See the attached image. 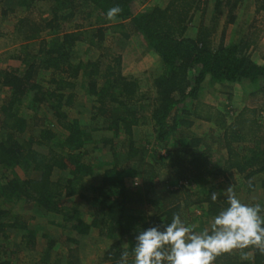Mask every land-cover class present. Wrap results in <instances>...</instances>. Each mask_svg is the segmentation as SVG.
<instances>
[{"label": "trees", "instance_id": "16d2710c", "mask_svg": "<svg viewBox=\"0 0 264 264\" xmlns=\"http://www.w3.org/2000/svg\"><path fill=\"white\" fill-rule=\"evenodd\" d=\"M146 1L0 0V22L16 16L2 31L20 43L11 57L21 63L0 67V264H13L17 253L31 257L41 238L47 247L42 264H83L100 245L104 248L97 263L119 264L127 251L132 264L137 231L169 223L173 215L191 225L190 212L198 207L203 220L199 226L192 224L198 232L226 206L224 194L211 200L219 188L212 186L197 197L189 184L204 186L220 176L231 187L236 172L250 190L258 184L264 188L261 140L241 145L244 135L253 143V137H260L264 110L252 108L250 116L241 112L228 123L226 113L199 100L205 83L237 84L249 97L264 96V63L252 57L257 43L251 33L226 36L242 0ZM255 1L256 11L264 13V0ZM210 2L215 24L205 23ZM42 3L48 4L45 15L37 12ZM116 6L120 13L107 19V11ZM198 11L204 17L194 24ZM78 20L89 21V28ZM108 33L119 35L120 42L139 35L158 56L149 76V95L138 79L122 72L120 54L75 57L85 41L104 49ZM42 71L47 74L43 83L37 79ZM24 109L33 114L26 115ZM194 119L217 124L219 143L227 153L222 163L212 160L209 146L201 149V137L183 132ZM154 146L164 154L148 157ZM94 151L111 157L102 173L91 162ZM130 170L136 171L142 189L127 186ZM75 197L80 207L61 204ZM17 201L61 214L62 232L53 237L9 217L8 207ZM13 233L20 238L11 244ZM213 264H264V253L253 246L235 249L217 256Z\"/></svg>", "mask_w": 264, "mask_h": 264}, {"label": "rangeland", "instance_id": "374dc122", "mask_svg": "<svg viewBox=\"0 0 264 264\" xmlns=\"http://www.w3.org/2000/svg\"><path fill=\"white\" fill-rule=\"evenodd\" d=\"M167 0H147L146 5H155L165 3ZM214 3L210 2L207 10H206V24H215L212 23V15L215 12ZM236 12L238 18L234 24L227 27V39L231 38L233 35H237V38H241L245 36L247 33H251L252 40L256 41L257 46L251 52L252 57L255 61L259 63H264V13H258L256 11V1L255 0H242L237 8ZM48 4L42 3L39 4V9L37 12L39 13H47ZM21 12L20 14H22ZM44 13V15L46 14ZM203 15H201V11L196 12L195 16H193L194 24L199 23L203 19ZM16 16L11 15L7 18L6 21L0 22V31L5 28L6 24H12ZM10 19V21L8 20ZM92 21V19H91ZM224 19L218 22L217 29V42L220 38V33L224 27ZM77 23L85 24L84 28H89V21H81L78 20ZM192 27V26H191ZM193 28V27H192ZM0 35V67L1 64L5 63L8 65H18L21 64L18 60L13 59V53L16 48L20 45L19 42L16 41V37L14 34L2 33ZM119 35L111 36L110 33L106 36V41L103 43V47L109 49H99L92 48L85 41L79 43L75 51V57L87 59L88 57H98L104 52L109 54L121 55L122 57V72L127 75L138 79L140 82L141 90L143 92H148L149 95V87H150V73L157 67V63L159 62L158 56L147 49L145 42L139 35L131 36L126 42H120L118 39ZM47 78V74L43 73V71L39 74L38 80L42 81ZM151 92V91H150ZM2 91H0V100L2 98ZM150 95H152L150 93ZM199 100L204 104H207L215 109V111H220L222 114H227V122L230 123L234 120V117L241 112L246 117L251 115L250 110L252 108H260L264 110V96L259 95V99L254 97H249L247 93L243 91L241 86L235 84H215L209 85L205 83L203 89L200 91ZM247 110V111H246ZM26 115L33 114V110L24 109L23 110ZM250 113H249V112ZM206 114V111H203ZM246 113V115H245ZM264 114V111H263ZM42 115V114H41ZM213 116V115H212ZM262 130L258 133L260 137L255 136L253 139H257L252 142L250 138L246 135L242 136L241 145L250 146L252 144L259 143L264 146V119L262 121ZM217 124L213 122L204 120V119H194L193 125L188 129L183 131L184 133H188L190 135H196L202 138L201 149L208 147V154L212 158V160L216 163L223 162V159L226 157L227 153L224 148L221 147L219 143V132L217 130ZM260 139V140H259ZM252 142V143H251ZM155 147V146H154ZM161 153L164 154V150L158 147L149 149L148 157L153 156V154ZM91 162L94 163V167L97 172L102 173L106 168L107 164L111 161L110 155H105L102 151H94L91 155ZM20 176H23L21 170H17ZM136 171L130 170L127 172L126 181L127 186L133 190L142 189L141 179L134 173ZM234 179L231 178L233 183L231 186L237 195V197L246 204L252 205L255 203H260L264 201V188L261 187L260 184L253 190H250L243 180V176L241 174H237L234 172ZM230 177V174H228ZM230 180V181H231ZM215 186V188H219L216 190L217 194L220 195L224 193V190L227 189L225 183H223V179L219 176L218 178H210L208 184L201 186L198 182H194L193 184H189V187L192 191H194L198 196L202 195L208 188ZM195 196V195H194ZM193 198H196L193 197ZM61 204L67 207H80V200L78 197L72 199H62ZM147 208V207H146ZM11 210V214L9 217L16 218L19 221H23L28 224L30 227H37L40 229V232L49 234L53 237H58V234L62 232L63 228L59 222L63 224V216L61 214L55 213L52 210H46L36 207L35 205H26L23 201L12 202V204L8 207ZM147 211L152 212L153 208L148 207ZM149 212V213H150ZM190 212V211H189ZM192 215L191 225L199 226L201 224V219L203 218L201 212L198 207H194L193 211L190 212ZM86 214V213H85ZM88 214V213H87ZM88 218V215H86ZM93 232V231H92ZM20 235L15 233L11 234L10 242L11 244L15 241H18ZM46 239L41 238L37 251L32 253L31 257H25L27 255H23L22 253L14 254L12 257L13 264H23V263H43V255L46 251ZM104 248V245H100L99 249H96L93 253H91L84 261L83 264H99L97 261L100 258L101 252ZM235 252V249L231 251V253ZM58 253V243L57 247L53 250L52 260H55ZM32 258V259H30Z\"/></svg>", "mask_w": 264, "mask_h": 264}, {"label": "clouds", "instance_id": "9594fccd", "mask_svg": "<svg viewBox=\"0 0 264 264\" xmlns=\"http://www.w3.org/2000/svg\"><path fill=\"white\" fill-rule=\"evenodd\" d=\"M121 9L110 8L106 17L113 20ZM226 206L200 231L186 224L179 215L169 223L156 224L137 231L132 246V264H213L217 256L249 246L264 253V206L243 203L232 187L224 190ZM218 195L211 193L216 202ZM128 252L121 253L119 264H129ZM247 260V254L242 255Z\"/></svg>", "mask_w": 264, "mask_h": 264}]
</instances>
